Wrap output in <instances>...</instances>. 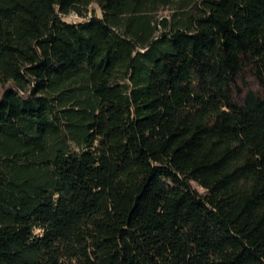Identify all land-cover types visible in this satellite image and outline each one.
<instances>
[{
    "label": "trees",
    "instance_id": "obj_1",
    "mask_svg": "<svg viewBox=\"0 0 264 264\" xmlns=\"http://www.w3.org/2000/svg\"><path fill=\"white\" fill-rule=\"evenodd\" d=\"M0 264H264V0H0Z\"/></svg>",
    "mask_w": 264,
    "mask_h": 264
},
{
    "label": "rangeland",
    "instance_id": "obj_2",
    "mask_svg": "<svg viewBox=\"0 0 264 264\" xmlns=\"http://www.w3.org/2000/svg\"><path fill=\"white\" fill-rule=\"evenodd\" d=\"M90 8L94 12V14H96V15L98 14V10H97L95 5H92ZM67 18L68 19H73V20L79 19V18L75 17L74 15H69V17H67ZM191 186H193L198 193H202V190L200 188H198L197 186H195L193 183L191 184Z\"/></svg>",
    "mask_w": 264,
    "mask_h": 264
}]
</instances>
